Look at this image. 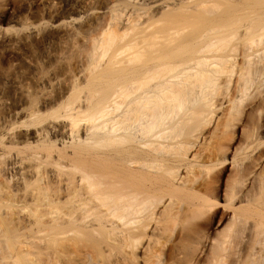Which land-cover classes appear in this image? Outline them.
<instances>
[{"label":"bare ground","instance_id":"6f19581e","mask_svg":"<svg viewBox=\"0 0 264 264\" xmlns=\"http://www.w3.org/2000/svg\"><path fill=\"white\" fill-rule=\"evenodd\" d=\"M65 1L76 74L2 116L0 264H264V0Z\"/></svg>","mask_w":264,"mask_h":264},{"label":"rangeland","instance_id":"374dc122","mask_svg":"<svg viewBox=\"0 0 264 264\" xmlns=\"http://www.w3.org/2000/svg\"><path fill=\"white\" fill-rule=\"evenodd\" d=\"M51 4H54L53 9ZM68 12L69 5L65 0H0V97L6 102V107L0 109V130L4 122L2 116H6L10 123L18 126L15 131L17 142L22 139L25 126L21 121H29L19 112L34 107L47 110L40 105V95L34 88L31 63H40L44 72L59 78L76 74L92 20L85 18L76 33L65 35L56 23L66 19ZM30 26L35 28L33 33L28 32ZM10 35L15 36L14 53L7 41ZM62 90L63 86H60L53 96ZM239 133L240 129H237L234 141L238 140Z\"/></svg>","mask_w":264,"mask_h":264}]
</instances>
